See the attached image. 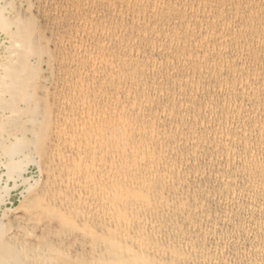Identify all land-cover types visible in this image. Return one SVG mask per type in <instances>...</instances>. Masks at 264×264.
I'll list each match as a JSON object with an SVG mask.
<instances>
[{"label": "bare ground", "instance_id": "6f19581e", "mask_svg": "<svg viewBox=\"0 0 264 264\" xmlns=\"http://www.w3.org/2000/svg\"><path fill=\"white\" fill-rule=\"evenodd\" d=\"M0 164V264H264V0H0Z\"/></svg>", "mask_w": 264, "mask_h": 264}, {"label": "rangeland", "instance_id": "374dc122", "mask_svg": "<svg viewBox=\"0 0 264 264\" xmlns=\"http://www.w3.org/2000/svg\"><path fill=\"white\" fill-rule=\"evenodd\" d=\"M4 170L5 168L0 164V197L5 202V204L3 205L4 208L2 206L0 207V214L1 211L6 207L16 206L21 199L20 189L13 188L12 182L6 179Z\"/></svg>", "mask_w": 264, "mask_h": 264}]
</instances>
